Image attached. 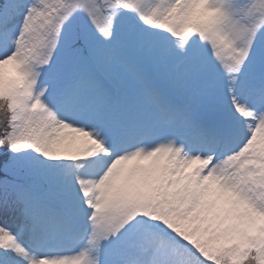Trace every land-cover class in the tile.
<instances>
[{
	"label": "snow or ice",
	"instance_id": "6c2138e0",
	"mask_svg": "<svg viewBox=\"0 0 264 264\" xmlns=\"http://www.w3.org/2000/svg\"><path fill=\"white\" fill-rule=\"evenodd\" d=\"M0 264H264V0H0Z\"/></svg>",
	"mask_w": 264,
	"mask_h": 264
}]
</instances>
